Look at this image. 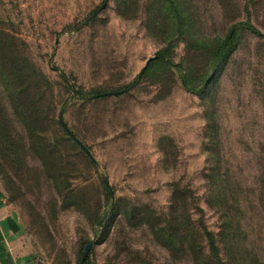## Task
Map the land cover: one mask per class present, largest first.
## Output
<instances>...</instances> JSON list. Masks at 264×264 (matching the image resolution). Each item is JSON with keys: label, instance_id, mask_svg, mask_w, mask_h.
I'll return each mask as SVG.
<instances>
[{"label": "rangeland", "instance_id": "1", "mask_svg": "<svg viewBox=\"0 0 264 264\" xmlns=\"http://www.w3.org/2000/svg\"><path fill=\"white\" fill-rule=\"evenodd\" d=\"M0 191L19 264H264V0H0Z\"/></svg>", "mask_w": 264, "mask_h": 264}, {"label": "trees", "instance_id": "2", "mask_svg": "<svg viewBox=\"0 0 264 264\" xmlns=\"http://www.w3.org/2000/svg\"><path fill=\"white\" fill-rule=\"evenodd\" d=\"M238 25H243L245 27H247L248 29H250L252 32L256 33V34H261L251 23L250 21H246V22H241ZM232 40H233V36L231 35V33L227 36V38H225L218 46H216V48L214 49L213 53H212V58H211V62H210V66L211 69H217L218 67H220L222 64L225 63L228 55L230 54V52L233 49L232 46ZM170 51L169 46L161 49L156 55L155 57L149 62L148 66L145 69L144 74H148L150 73L153 68H155L156 66H160V65H174V66H180V64L178 63H174L168 56V52ZM138 81V80H137ZM182 81L184 83V85L186 87H189L188 85V81L186 79V77L182 78ZM134 85V84H133ZM132 85V86H133ZM132 86L128 87V89H130ZM78 93L82 94V95H92V92H85L83 90H78ZM104 93V92H103ZM102 92H99L97 94H93L92 97L93 98H99L102 96L103 94ZM112 93V92H109ZM114 93H121V92H114ZM61 122V121H60ZM62 126L65 128V131L70 134L77 142L78 144H80V146H82L85 150H87V148L84 146V144L76 137L75 133H73L67 125H64L61 122ZM189 193H191V190H188ZM199 226L202 230V234L203 237L206 241V245L208 247V254L205 255V262L206 264H221L222 261L220 259V249L217 243V238L214 235V233L212 231L209 230V228L207 227V225L204 223L203 219L199 220Z\"/></svg>", "mask_w": 264, "mask_h": 264}, {"label": "crops", "instance_id": "3", "mask_svg": "<svg viewBox=\"0 0 264 264\" xmlns=\"http://www.w3.org/2000/svg\"><path fill=\"white\" fill-rule=\"evenodd\" d=\"M19 227L17 213L0 191V264H19L10 248V242L14 240Z\"/></svg>", "mask_w": 264, "mask_h": 264}, {"label": "water", "instance_id": "4", "mask_svg": "<svg viewBox=\"0 0 264 264\" xmlns=\"http://www.w3.org/2000/svg\"><path fill=\"white\" fill-rule=\"evenodd\" d=\"M154 57H155V56H153V57H151V58H149V59L147 60L145 66H144V68H143V70L139 73V76H140V77L142 76V74H143V72L145 71L146 67L148 66L149 62H150ZM105 180H106V184H107V186L109 187V190H110V192H111V194H112V191H111V188H110L109 181H108L107 178H105ZM93 245H94V242H90L89 244L86 245L85 252H84V256H83V258H82L81 264H84V262H85L87 256L89 255V253H90V251H91Z\"/></svg>", "mask_w": 264, "mask_h": 264}]
</instances>
